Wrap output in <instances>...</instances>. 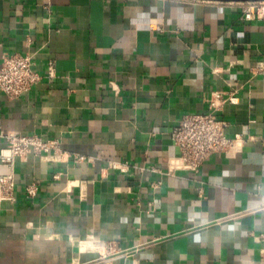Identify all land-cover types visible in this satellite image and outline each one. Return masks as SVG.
<instances>
[{"label":"crops","instance_id":"1","mask_svg":"<svg viewBox=\"0 0 264 264\" xmlns=\"http://www.w3.org/2000/svg\"><path fill=\"white\" fill-rule=\"evenodd\" d=\"M242 15L233 2L0 0V63L31 54L43 75L20 98L0 93V130L71 155L17 161L0 264H264V20ZM232 90L221 117L244 141L170 171L173 129Z\"/></svg>","mask_w":264,"mask_h":264},{"label":"built area","instance_id":"2","mask_svg":"<svg viewBox=\"0 0 264 264\" xmlns=\"http://www.w3.org/2000/svg\"><path fill=\"white\" fill-rule=\"evenodd\" d=\"M243 9V19L248 21L264 20V1L233 2ZM256 72L264 70V62H258ZM49 78L55 77V68L51 64L47 73ZM43 78L35 69L34 57L31 54L13 53L5 55L0 63V93L10 99H17L28 94ZM240 98L236 90L214 91L208 99V111L205 113L184 115L180 123L173 129L171 138L180 149V155L174 158V167L170 171L185 169L198 172L203 163L215 153H225L238 141H244L240 135L227 136L230 123L221 117L226 104L237 105ZM0 140L5 142L0 146V205L2 202L16 201V163L25 165L31 156L45 155L52 163L66 162L71 156L64 151L57 139H46L39 135H19L4 133L0 130ZM76 163L87 160L83 155L73 156ZM123 165L111 162L116 169ZM59 178V175H56ZM86 181L81 182V191H86ZM38 186L29 185L26 195L34 197ZM85 195V194H83ZM104 247L107 254L122 253V249L112 243H97ZM139 264V263H136Z\"/></svg>","mask_w":264,"mask_h":264},{"label":"water","instance_id":"3","mask_svg":"<svg viewBox=\"0 0 264 264\" xmlns=\"http://www.w3.org/2000/svg\"><path fill=\"white\" fill-rule=\"evenodd\" d=\"M197 1H209V2H255L264 0H197Z\"/></svg>","mask_w":264,"mask_h":264},{"label":"clouds","instance_id":"4","mask_svg":"<svg viewBox=\"0 0 264 264\" xmlns=\"http://www.w3.org/2000/svg\"><path fill=\"white\" fill-rule=\"evenodd\" d=\"M235 227L236 226H232L231 228H229V231H235ZM197 239V242L199 241V237L196 238Z\"/></svg>","mask_w":264,"mask_h":264}]
</instances>
